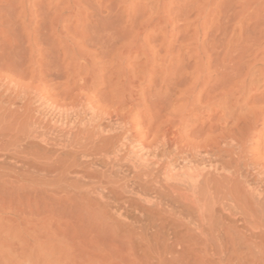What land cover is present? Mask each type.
Returning <instances> with one entry per match:
<instances>
[{
    "label": "rangeland",
    "instance_id": "rangeland-1",
    "mask_svg": "<svg viewBox=\"0 0 264 264\" xmlns=\"http://www.w3.org/2000/svg\"><path fill=\"white\" fill-rule=\"evenodd\" d=\"M263 68L264 0H0V264H264V173L253 172L255 154L241 174L257 183L261 195L247 198L261 210L249 205L244 217L217 206L209 242L188 235L194 223L185 210L181 225L146 206L153 195L135 194L142 182L126 172L147 154L135 144L146 146L157 128L191 132L178 147L209 128L221 134L223 99L214 97L234 90L247 70L253 90L244 108L264 107V79L254 77ZM116 102L126 120L103 115ZM58 119L76 137L107 129L101 137L119 146L122 165L107 170L127 180L113 187L101 180L112 209L106 217L72 184L90 183L81 176L88 164L97 180L107 160L45 144L42 136L67 134ZM67 159L80 167L62 166ZM170 163V173L183 164L176 156Z\"/></svg>",
    "mask_w": 264,
    "mask_h": 264
},
{
    "label": "bare ground",
    "instance_id": "bare-ground-1",
    "mask_svg": "<svg viewBox=\"0 0 264 264\" xmlns=\"http://www.w3.org/2000/svg\"><path fill=\"white\" fill-rule=\"evenodd\" d=\"M147 62H150L149 56H147ZM233 66L237 67L238 63H233ZM140 70H143L142 74L144 76L147 75V69H145V67L144 69ZM251 76H253V73H251L250 70H247L245 72V75L242 77V80L240 81L238 86L234 88V90H225L222 93L215 95L216 97H214V99L220 97H222L223 99L222 103L220 104L223 111V114L220 115V120H223L225 124L220 127L221 134L215 135L214 130H211V128H209L210 130L205 133V136L201 138L200 141L193 144L190 142H186L182 144V147H178L181 137L182 140L186 139V137L188 139V136L192 134L191 132H187L186 130V132L182 133V136H169L167 130H160L159 128H157V131H159V133L157 134V136H154L146 146H142L138 143L135 144L140 145L141 150L145 149L147 154L144 158H142V156L139 157L137 161H130V168L126 170L127 173L129 172V176L127 177L134 178L137 181L139 180L142 182V185L138 186L137 190L134 193L138 196L142 194H146V196L153 195L152 200H146V206L150 204V206L155 209L157 214L165 216L169 219L171 218L172 221H179L181 225L187 224L184 223L185 221L183 222V217L181 214L182 209L185 210L186 215L192 218L194 223V226H190L191 228L188 225L185 226L187 228L186 231L188 235L190 234L189 236L191 238L193 237L199 240L201 239L204 242L213 240V235L210 231V223L212 221V213L215 211V208L217 206L221 208L227 206L235 210H241L242 213H244L242 214L244 217L248 214L247 209H249L251 206H253V208H251L252 210H256L254 206H257L258 208H256L259 209V205H254V200L253 202L251 201L252 199H254L252 198V195H254L255 193H257V197L261 195L257 191V183L255 185H250L249 183H247V176L241 174L242 166H247V164L244 163L246 161L244 159L250 161L251 158H248V155L252 154H255V156L251 160L253 162V172L255 174H259L260 172L264 173V142L262 147L260 146L261 131L264 128V107H258L259 105L257 103H254V108H250L251 110L244 108L246 102L250 98H252L251 91L253 90V88H251V85H249V82L253 80V77L250 78ZM258 76H261L264 79V68L261 72L254 75L257 80H259ZM246 79H248L247 84ZM203 85L204 82H202L199 87V96L202 90L201 87ZM247 85H249V87H246ZM253 87L254 91L258 89L257 85H253ZM241 98L244 99V102H242V104H239ZM120 103L121 102H116L113 105H106L107 109L104 110L103 115L107 116L108 119L114 120V122H116L117 120H126V115H121L119 113ZM210 104L211 102L207 103V106H210ZM198 114L205 115L203 111L198 112ZM207 116L208 115H206V118ZM58 121H60V125L58 127L62 128H59L60 131H65L67 134L63 136L64 138L59 136L58 138L56 136L49 138L42 136L41 140L45 142V144H52V146H60V148H68L74 151L81 150V152L92 156L94 159L97 157H104L107 160H104V165H101L97 180H93V175L95 173L92 166H89L88 164V170H86V172L84 171L85 173L81 172V176L85 178L88 177L90 183L88 182V184H82V186L81 184H76L77 182L75 184H72V186L75 188L74 190H76L77 192L78 190H83L84 195L82 196L83 198L87 199V202H90L91 206L94 207L93 204H95V207H97L101 213V215L99 216V218L101 219V217L108 214L111 208L110 202L107 201L108 198L107 200H105L104 196L99 191V188L103 189L104 186H106L105 184L115 186L119 183H122V180H124V178H127L126 176H124V174L121 177L122 180L118 178L121 180V182H119L115 175H113V177L110 176L111 172L113 173V171L107 170L110 168L112 169L114 164L122 165L123 156H118L119 146L113 145L112 141L109 140V137H101V133L107 131V129H94L91 133L81 131L79 133V137H76L77 134H75V132H72L69 126L67 128L65 126L64 128L62 127L64 125V123L61 122L62 120L58 119ZM126 130L129 131L130 129L127 128ZM145 136H147V133H144L142 135V137ZM220 142L228 143L230 144V147L222 148L219 145ZM165 145L169 146L170 151H166ZM234 145H237V147H234ZM121 146H124V143H121ZM176 149L181 152L178 153V150ZM186 152H189L191 154H188ZM56 155L58 154H52L53 159H56ZM173 156H176V159H181L183 164L178 172L170 173L172 164L170 163V161L172 160ZM210 157H214V160L209 159ZM49 158L51 159L50 156ZM68 160L69 159H67V163L62 162L61 165L67 168H69L70 166L71 168L73 166L80 167V165L76 163L74 159L71 161V163ZM195 163H199L202 166L199 167ZM205 163H208L207 168H205L204 166ZM64 170L67 172L65 168ZM59 175H61V173ZM102 179H105V184L101 183ZM125 180L123 182L126 183ZM125 183H123L121 186L122 190L126 185ZM117 187H119V185ZM130 190L131 189H129L128 191ZM132 191L134 190L132 189L130 193ZM119 192L120 191H118V193ZM113 193L117 194L114 191ZM249 194L250 196H252H249L252 203L247 198ZM116 196L119 195L117 194ZM172 201L173 205L170 203ZM163 205H167L168 207L171 206L173 208L164 209ZM249 205L251 206L249 207ZM174 206L175 208L180 207L179 209L181 210L177 213L174 210ZM259 210H261V208ZM96 211L98 210L96 209ZM97 213L99 215V212ZM109 216L107 217L109 218ZM246 217H248V215ZM99 222H101V220H99ZM188 239L189 238L187 237V240ZM203 241H201V243H203ZM219 249L217 252L221 251Z\"/></svg>",
    "mask_w": 264,
    "mask_h": 264
}]
</instances>
